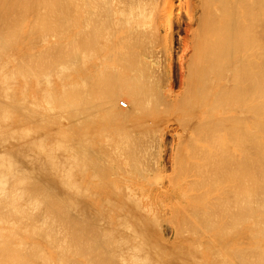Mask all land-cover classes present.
Returning a JSON list of instances; mask_svg holds the SVG:
<instances>
[{
    "label": "bare ground",
    "instance_id": "bare-ground-1",
    "mask_svg": "<svg viewBox=\"0 0 264 264\" xmlns=\"http://www.w3.org/2000/svg\"><path fill=\"white\" fill-rule=\"evenodd\" d=\"M0 264H264V0H0Z\"/></svg>",
    "mask_w": 264,
    "mask_h": 264
},
{
    "label": "rangeland",
    "instance_id": "rangeland-1",
    "mask_svg": "<svg viewBox=\"0 0 264 264\" xmlns=\"http://www.w3.org/2000/svg\"><path fill=\"white\" fill-rule=\"evenodd\" d=\"M176 30H177V29H175L173 35H174V47H175V49H176V51H177V50L179 49V47H178V45H179V43H178V42H179V38H178L177 35H179L180 32H179L178 30H177V31H178V32H177ZM175 33H176L177 35H176ZM120 70H121V69H118L117 71L121 72ZM123 71H125V70H123ZM123 71H122V72H123ZM119 72H118V73H119ZM125 72H126V71H125ZM127 72H128V71H127ZM119 85H121V84L118 83V86H117L118 89H119ZM120 87H121V86H120ZM121 88H122V87H121ZM120 90H121V89H120ZM120 92H121V91H120ZM121 93H122V92H121ZM123 95H124V94H123ZM121 97H122V94H121ZM120 99H121V100H124V99H127V98H125V97L120 98V97H119L118 100H117V104H119V101H121ZM118 106H119V105H118ZM119 108H120V110H122V109L124 110L123 107H119ZM125 109H126V108H125ZM123 110H122V111H123ZM93 130L95 131V129H93ZM96 131H97V130H96ZM96 131H95V132H96ZM99 133H100V132H99ZM101 133H102V132H101ZM100 135H101V134H100ZM168 167H169V168H168V170H169L168 172H170V171H171V167H170V166H168ZM163 225H164V224H163ZM162 228L164 229V231H163V229H161L162 233L165 232V233H164V236H165L167 239H173V231H172L171 229H170V231H169V229L167 230V227H162ZM165 228H166V229H165ZM165 230H166V231H165ZM167 231L169 232V234H168Z\"/></svg>",
    "mask_w": 264,
    "mask_h": 264
},
{
    "label": "built area",
    "instance_id": "built-area-1",
    "mask_svg": "<svg viewBox=\"0 0 264 264\" xmlns=\"http://www.w3.org/2000/svg\"><path fill=\"white\" fill-rule=\"evenodd\" d=\"M120 103H121L122 106H126L125 101L122 100Z\"/></svg>",
    "mask_w": 264,
    "mask_h": 264
}]
</instances>
